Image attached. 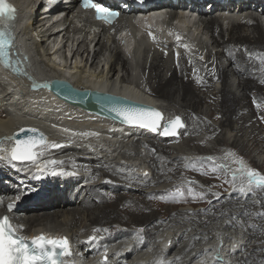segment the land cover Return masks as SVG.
Masks as SVG:
<instances>
[{
  "label": "bare ground",
  "instance_id": "obj_1",
  "mask_svg": "<svg viewBox=\"0 0 264 264\" xmlns=\"http://www.w3.org/2000/svg\"><path fill=\"white\" fill-rule=\"evenodd\" d=\"M37 4L38 1L24 8V12L32 20L26 23V34L21 36V39L28 36L34 40L27 41L25 46L31 78L18 81V87L21 88L20 108L11 107L12 94L7 92L9 87L0 77V148L4 149L0 151V157L2 158L5 152H10L13 144L10 136L13 132L25 125L35 126L48 135L49 141L36 149L38 157L34 161L9 160L14 171L19 173L16 177L31 178L30 182L33 184L51 186L47 184L50 177L55 180L60 178L53 170L64 164L60 166V172L65 175L67 181L78 184L83 179L85 184L76 192L84 193L79 205L59 208L51 213H33L21 217L23 223L28 224L23 232L30 235L43 232L48 233L50 237H53V234L60 235V238L70 240V247H75L76 250L87 247L97 249L114 240L118 234L132 229L120 227L121 222L141 230L143 241L139 246L149 241L154 249L155 254L148 253L146 260L141 264H161V256L177 264L191 263L196 254L202 258L197 257L198 260L192 262L193 264H211L216 241L222 238H225V243L230 242L231 249L223 246L227 259L221 264H228L230 255L233 256L231 264H264V245L256 243L242 246L237 235L234 240L229 238L237 228L238 218L243 216L249 227L258 226V230L253 232V237L257 236L259 242L264 239V227L260 218L264 211V199L261 206L254 209L256 204L251 194L247 196V202H241V199L239 201V189L234 188L235 185L229 195L220 197L219 192L224 190L226 183L214 181L212 176L209 183L206 180L180 183L178 181V184L173 182L174 188H156L163 180L168 181L165 171H169L172 178L175 172L179 175L192 172L200 174L204 170L199 166L204 165L209 157L191 161L178 159L183 156V151L176 157H170L171 152L178 149L150 137L155 134L157 138L160 136L163 139L176 140L184 136L185 145H194L199 149L203 143L188 135L195 134L203 127L207 129L208 135L217 139L218 144L229 145L238 155L248 158L250 164H258L255 155L251 156V153L260 150L261 146L264 148V135L260 134L259 128L254 125L258 122L264 124V22L255 16L253 10H249L248 18L241 22L232 25L235 21L231 20L228 30L225 29L228 26H222L223 20L214 16L209 17L206 25L198 29L175 20L165 21L162 24V36L167 40L181 42L192 51H195L197 32L200 34L197 57L200 55V48H203L202 43L208 52L206 51L204 60L199 62V59L191 58L185 51L176 55L174 49H164L158 45L146 46L144 54L137 55L141 48L139 44L133 43L134 36L128 34L120 38L117 35L130 24L128 18H120L116 25L99 32V27L93 28L87 17L76 11L72 14L71 9L66 16L58 17L53 23V27L57 29L64 25L65 32L62 39L53 42L52 47L47 38L60 36L61 33H51L50 28L44 29L45 26L40 24V16L50 17V12L47 7L43 10L37 9ZM255 5L257 10L264 7L260 1ZM133 29L140 28L133 23ZM204 32L210 33L209 38ZM226 35L229 36L225 37ZM81 37L83 39L80 40ZM70 41L72 46L68 45ZM208 42L212 46H209ZM91 45L94 53L91 57H84V63L83 53L86 50L90 55ZM59 48L65 49L63 56L61 51H58ZM66 50L69 52L66 53ZM105 51L109 53L103 59L101 57ZM126 51L130 53L131 58L137 55L136 62L141 65L142 70H147L145 83L142 81V85L140 80L134 81L130 64L121 57V52ZM79 52L81 55L77 54ZM79 55L81 60L76 58ZM223 56L227 57L228 67H231L233 75L237 76L234 81L230 76H225L227 66L221 61ZM73 57L76 58L75 61H72ZM102 60H105L103 64ZM88 63L89 67H86ZM0 70L4 73L2 77L9 75L13 79L17 78L1 67ZM52 78L67 79L79 88L136 95L140 101L155 105L164 112L162 125L166 119L178 114L182 116L185 127L179 130L178 137L164 138L160 132L152 134L149 129L126 126L112 119L91 114L63 102L56 94L47 92ZM216 80H222L224 85L214 92L211 89H214ZM8 84L15 86L17 81ZM27 97L35 99L38 103ZM181 109L192 115L194 120L186 122ZM211 118L218 119L219 123L213 124ZM246 123L255 128L250 136L253 145L250 151L238 148L248 145V142L240 137L242 133L247 132ZM224 129L225 132L222 133ZM231 130H236L232 140V134H229ZM132 134L137 136L134 142H142L154 155L152 167L150 160L147 163L149 173L145 169V161L140 163L144 164L141 167L139 162H133V151L123 150L122 160L115 155L118 139H127L126 136ZM61 137L68 141L75 137L87 151L82 153L78 146L66 143L53 147L58 145L55 140ZM118 146L120 147V144ZM47 147L49 149H46ZM87 153L92 155L87 156ZM125 153H128L126 158ZM54 158L60 161L56 165H50L49 160ZM110 158H118L117 164L110 163L113 162ZM158 159L165 162L161 168ZM80 162L86 164V173L81 174L72 169ZM38 163L45 165L37 166ZM189 166L195 169L187 170ZM212 167L218 168L216 164ZM219 171L217 173H220L225 181L227 176L224 177L223 172ZM208 172L207 170L206 174ZM204 183L218 187L219 192L210 190ZM149 187L152 189L147 190ZM174 189L182 191H173ZM258 190L254 188L256 194ZM183 204L189 205L178 209L179 205ZM194 242L197 244L194 245ZM161 243H168V247L162 252L159 248ZM244 248L247 252L240 256L238 250ZM119 257L114 255L111 264H125ZM129 261L131 264L135 262L133 258Z\"/></svg>",
  "mask_w": 264,
  "mask_h": 264
},
{
  "label": "rangeland",
  "instance_id": "obj_2",
  "mask_svg": "<svg viewBox=\"0 0 264 264\" xmlns=\"http://www.w3.org/2000/svg\"><path fill=\"white\" fill-rule=\"evenodd\" d=\"M221 20V19H220ZM235 23L237 22H234L232 25H234ZM230 26H228L227 28H225L226 30H228ZM262 27L264 28V26L262 25ZM218 29V28H217ZM226 34H227V31H225ZM204 34H206L209 38L210 36V33H206L204 32ZM229 35H226L225 37H227ZM210 40V39H209ZM211 42V40H210ZM208 42V45L210 46L211 43ZM68 45H71V43L69 42ZM143 43H140V46H142ZM212 46V45H211ZM86 47V46H84ZM202 47L203 48H200V55H198V57L194 56V57H191V58H197L199 59L200 61L199 62H202L204 60V56L207 55V52L208 50L206 49V47L204 46V44L202 43ZM75 49V48H74ZM90 50L91 51H94L93 49V46H90ZM207 51V52H206ZM106 52V54H105ZM104 52V55L101 57L104 59V57H107L109 51H105ZM87 53V51L85 50V54ZM122 53V52H121ZM187 53V52H186ZM203 53V54H201ZM77 54H80L77 53ZM178 54V53H176ZM188 54V53H187ZM61 55L63 56V53L61 52ZM81 55V54H80ZM77 56V60H81V56ZM189 55V54H188ZM71 56H69L70 58ZM122 57H123V53H122ZM76 58H72V61H75ZM84 58V53H83V57ZM96 59H99L97 57H94ZM203 59V60H202ZM126 60V59H125ZM219 60V58H218ZM210 61V60H209ZM213 61V60H212ZM214 61H215V57H214ZM221 61L222 63L227 66L226 67V71H225V76H230L231 79L234 81V79H237L236 75H233V71H232V68L228 67V60H227V57L226 56H223L221 57ZM83 62L86 63L85 61V58L83 59ZM105 62V60H102L101 64H103ZM136 62V60H135ZM130 64V62H128ZM136 64V68H133V66L130 64L129 66H131V71L132 73V78L134 79V81H138L140 80L141 82V85L143 84V82L145 81V78L146 75H147V70H142L141 68V65H139L137 62L135 63ZM203 65H206L207 63H201ZM89 67V63L86 65V67ZM135 69V70H134ZM123 73V71H122ZM227 73V74H226ZM121 74V73H120ZM143 81V82H142ZM145 83V82H144ZM224 85L223 81L222 80H216L215 83H214V89L212 88L211 90H214V92H216L215 90H217V88H222V86ZM216 86V87H215ZM239 90H237L238 92ZM242 93V91H240V94ZM182 113H183V116L184 118L186 119V122L190 123L194 120V118H192V115H189L187 113H185V111L183 109H181ZM223 118H225L224 115H222ZM211 122L213 124H218L219 123V120L217 119H214V118H211ZM248 123L245 124V129H247V132L245 134L242 133V135H238L241 138V140H244L245 142H248L247 144V147H245L244 145L243 146H239L238 148H246L248 151L252 150L253 149V145H252V140L250 139V136L254 133V129H253V125H247ZM255 127L260 130V134L264 135V124L261 123V122H258V123H254ZM70 130V128H69ZM252 130V131H251ZM249 131V132H248ZM225 132V129L224 131H222V133ZM229 134H232V137H231V140L233 139V136L236 134V130H231ZM250 134V135H249ZM155 135V134H154ZM150 136V137H155V139L161 141L163 144H167L169 146H175L176 148L175 149H178L176 151H172L171 154H170V157H176L178 156L181 151L184 152L183 156H180L178 159H183L185 161H191V160H194L196 158H205V157H212L214 159L212 160H207V162L202 165V166H199V168H202L204 171L201 172L200 174H195L194 172L192 173H186V174H181L179 175L178 172H175L173 173V178L170 177L171 176V173H169V171H165V175L168 177V181L167 180H163L160 184L161 185H158L156 186V188H160V189H165V188H174L173 186V182H190V181H201V180H206L208 183H209V178L212 176L214 178V181H220V182H223V183H226L224 186V190L222 192H219V188L218 187H212L210 186L209 184H203L205 186H207L210 190L214 191V192H219L221 194H219L220 197H225L227 195L230 194V191L231 189L233 188V186L235 185L234 188H236L237 190L239 189V192L237 195H239V198L238 200L240 201L241 199V202H247V196L249 194H251V197L254 201V203L256 204V206L254 207V209L258 208L261 206L262 204V201L264 199V192H262L264 189H261V188H256L254 185L251 186V188H249L248 184H247V179L246 177H243L239 174V161L242 160L244 165L248 168H252V169H256L258 170L261 174H264V148L261 146V142H260V150L256 151L255 152H252L251 153V156L255 155V158L257 160V165H252L250 164L249 162V159L248 158H245L244 156H241V155H238L236 153V151L231 148L229 145H220L218 144V142L216 141L217 139L215 137H212L211 135H208V131L206 128H203V127H200L198 129V131L195 133V134H190L188 136H192V138H195L199 143H203L201 144V148L199 149H196L194 145H191V146H187L185 145V140H184V136L180 137L179 139H176V140H168V139H163L162 137L158 136ZM249 135V136H248ZM248 136V137H247ZM128 137V138H127ZM135 136L134 134L130 135V136H126L127 139L123 138V139H118V142L116 144V147H117V150L115 151V155H118L120 158H121V155H123L122 151L123 150H126V152H129V150L133 151L134 154H133V162H135L136 164H139L142 163V162H146V167H147V163L149 162L150 160V167H152V162L154 160V155L152 154L151 151H149V149H147V147L142 143V142H139V141H135ZM227 137H229V135H227ZM75 137H73V140H67L63 137L61 138H57V140H55L56 144L58 145H61V144H73V145H76L80 148V150L83 152H86L87 148H83V144H80L78 143V140L74 139ZM120 138V137H119ZM134 140H133V139ZM165 138V137H164ZM145 138H142V140H144ZM183 139V140H182ZM138 142V143H137ZM60 143V144H59ZM116 143V142H115ZM140 143V144H139ZM118 144H120V147L118 146ZM143 144V145H142ZM193 146V147H192ZM182 147V148H181ZM189 147V148H188ZM83 148V149H82ZM46 149H49V147H47ZM182 149V150H181ZM190 149V150H189ZM120 152V154H118V152ZM203 152V153H202ZM67 154L63 155L62 156H66ZM85 155V154H84ZM87 156H91L92 154H89L87 153L86 154ZM128 155V153L126 154L125 153V157L126 158ZM113 162H110L112 164H117L116 162L118 161V158H110ZM129 159V158H128ZM117 160V161H116ZM122 160V158H121ZM137 160V161H136ZM60 160H56L55 158L54 159H51L49 160V164L50 165H56ZM91 161V160H90ZM83 162H80L79 164H77L75 167H73L72 169H74L75 171L83 174V173H86L87 169H86V164L84 163V165L82 164ZM158 163H159V168H161V166H163L162 164H164L165 162L162 160V159H158ZM213 164H216V166L218 168H213L212 165ZM38 166H43L45 164H40L38 163L37 164ZM144 165V164H140V167ZM222 165H226V167H222ZM60 166H64L63 165H58V168L54 169L53 171L55 173H57L58 175H60V178L58 180H53L52 182L54 184H56L57 182H61V181H64L65 179H63V173L60 172V169L61 167ZM84 166V167H83ZM194 166V165H193ZM195 167V166H194ZM220 168V169H219ZM145 169H149V167L145 168ZM193 168L192 166H189L187 168V170H191L193 171ZM214 169V170H213ZM139 169L137 168L136 171H138ZM159 172H160V169H158ZM197 170V169H196ZM207 170L209 171L208 174H206ZM220 170V171H219ZM62 171V169H61ZM217 171L219 172H223L224 174V177L227 176V179L224 181L222 179V175L220 173H217ZM148 173H149V170H148ZM233 173H236V178L233 179ZM147 174V173H146ZM152 175V172L150 171V176ZM194 175V176H193ZM170 178V179H169ZM62 179V180H60ZM52 182H50L49 184H52ZM159 184V182H157ZM82 184H85V181L83 179H81L80 183H79V186H78V189L83 186ZM178 184V183H176ZM254 188L258 190L257 194L256 192L254 191ZM148 189H152V187L150 188H147ZM243 189V190H241ZM173 191H182L181 189H174ZM173 192L171 191L170 194H172ZM84 193L82 194V197H83ZM219 196L216 195L217 198H220ZM189 204H183V205H179L178 209H181L183 206H188ZM198 208H200L199 206H197ZM240 218V219H239ZM238 218V225H237V228H235L236 230L233 231L232 233V236L229 237L230 239H235V235L238 236V238L240 239L241 243H242V246L243 245H254V244H261V245H264V239L262 241L259 242V239L258 237L256 236V238H254L253 236V232H255V230H258V226H253V228H251V226L249 227V225L247 223H245V219L243 218V216H240ZM260 218L262 220V225L264 227V211L260 214ZM167 221V220H166ZM165 221V222H166ZM119 224L121 225L120 227L122 228H132L133 230H137L135 226L133 225H130V224H122L121 222H119ZM233 230V229H231ZM102 231V230H101ZM100 231V232H101ZM138 231V230H137ZM139 233H141V230L138 231ZM227 239V238H226ZM225 240V238H224ZM230 242L227 241L225 243V248H228L229 249V244ZM233 245V244H232ZM222 246V247H223ZM235 246V245H233ZM243 248V247H242ZM240 253V256L241 254H246V250L245 248L242 250H238ZM230 258V262H228V264H231L232 263V255L228 256Z\"/></svg>",
  "mask_w": 264,
  "mask_h": 264
},
{
  "label": "snow or ice",
  "instance_id": "obj_3",
  "mask_svg": "<svg viewBox=\"0 0 264 264\" xmlns=\"http://www.w3.org/2000/svg\"><path fill=\"white\" fill-rule=\"evenodd\" d=\"M83 6L95 9L97 19L107 23H111L118 15L116 12L93 3V0H83ZM14 20L15 9L13 6L7 0H0V64L11 68L14 72H22L23 70L18 66L19 62H16V65L13 64L9 51L13 42L10 28ZM149 34L151 35V33ZM112 111L116 112L125 123L138 125L153 132L158 130L162 119V114L155 109L113 107ZM180 127H183V123L177 116L164 126L161 135H175L176 130ZM42 143V140L37 141L32 137L23 141L17 140L10 151V160H35L37 152L34 149ZM58 146L53 145V147ZM3 150L0 148V151ZM208 159L214 158L209 157ZM238 163L240 165L239 174L246 177L249 188L254 185L256 188L264 189V174L256 169L246 167L242 160ZM222 167H226V165H222ZM235 178L236 173H233V179ZM8 210H12V205L8 206ZM58 248L61 251H57ZM65 255H70L67 238L49 239L41 235L29 244L23 236L17 235V229L12 225L9 216L0 217V264H64L61 257ZM219 259L220 257L217 256L216 260L219 261Z\"/></svg>",
  "mask_w": 264,
  "mask_h": 264
},
{
  "label": "water",
  "instance_id": "obj_4",
  "mask_svg": "<svg viewBox=\"0 0 264 264\" xmlns=\"http://www.w3.org/2000/svg\"><path fill=\"white\" fill-rule=\"evenodd\" d=\"M49 88L57 95V97L65 103L71 104L73 106L79 107L84 111H87L94 115H99L101 117H106L114 121L120 122L126 126L137 127L138 125H129L119 117L116 112L112 111L113 107H128V108H146V109H155L162 114V119L158 130L154 133H159L160 135L163 132L164 126L167 125L171 120L175 119L177 116L180 117L183 127L185 123L182 116L176 114L173 119H166L162 125L164 119V112L151 104L145 102H137L132 99H129L125 96L118 95L112 92L101 91L98 89L91 88H79L76 87L72 82L67 79L61 78H52L50 80ZM61 89H66L60 91ZM162 127V128H161ZM183 127H180L176 130L175 135L164 136L163 137H178L179 130ZM161 128V131H160ZM35 130V131H33ZM153 132V131H152ZM15 144L17 140H26L29 137L36 139L37 141L42 140V144H38L37 147H40L48 142V135L42 131L40 128L35 126L25 125L20 127L18 130L12 134ZM36 147V148H37ZM26 161V160H19Z\"/></svg>",
  "mask_w": 264,
  "mask_h": 264
},
{
  "label": "clouds",
  "instance_id": "obj_5",
  "mask_svg": "<svg viewBox=\"0 0 264 264\" xmlns=\"http://www.w3.org/2000/svg\"><path fill=\"white\" fill-rule=\"evenodd\" d=\"M249 9H247V12L244 14V16H243V19H242V21L244 20V19H247L248 17H247V14H248V11ZM250 10H252V9H250ZM145 18V19H144ZM150 16L149 15H147V16H144L143 18H142V20L140 21L141 23H146L147 25L149 24V20H150ZM193 18H194V16L192 15V14H190L189 15V13H187L186 15H185V17H181V19L183 20V23L185 24V25H187V26H189V27H192V28H195V29H198L197 27H195V25H194V22H193ZM194 20H196V19H194ZM260 20V19H259ZM261 22H262V20H260ZM117 22H118V20H117ZM117 22L114 24V25H116L117 24ZM137 22H139V21H136L135 22V24L136 25H138L137 24ZM114 25H112V26H114ZM204 25H206V24H202V25H199V24H196V26H200L201 28H202V26H204ZM231 25V22L228 24V26H230ZM139 26V30H135V33L134 34H131V35H133L134 37H133V39H132V41H133V43H135V44H139V46H140V43H143V39H144V36H145V34H146V31L147 30H143V28H142V25L140 24V25H138ZM223 27H225V26H223ZM105 29H108V27H105L104 25H102V26H100L99 27V32H101V31H103V30H105ZM94 34V33H93ZM117 35H118V37H120V38H123L124 36H127V35H125L124 34V30H122L121 29V31L120 32H118L117 33ZM92 38H94V35H93V37ZM81 39H83V37L81 38ZM80 39V40H81ZM88 39H90V36L88 37ZM141 39V40H140ZM140 40V42H138ZM200 43V42H199ZM199 43H197L196 44V46H195V51H191V53H189V56L190 57H194V56H197V48H198V46H199ZM92 46V45H91ZM145 44L143 43V45L142 46H140V48H141V52H139L137 55H140V53H141V55L142 54H144V49H145ZM24 51H26L27 49H23ZM182 51H185L186 52V50H183V47H180V49H179V51H177V53L178 54H176V55H179V53H181ZM52 53L54 52V49L52 48V51H51ZM62 53H64L63 51H62ZM93 53H94V51H91V53H90V55H88V51H87V53L85 54V52H84V57L85 58H87V57H91L92 55H93ZM123 53V57H122V54H121V57L122 58H124V59H126L128 62H130V64L133 66V68H136V64H135V59H136V56L134 57V58H131V55H130V53L128 52V51H126V52H122ZM28 57V56H27ZM28 59V58H27ZM29 68H30V66H29ZM2 74V73H1ZM1 78H2V76H0ZM18 83V82H17ZM64 90H66V89H61L60 91H64ZM9 94H12L11 93V88H9L8 89V91H7ZM27 98H29V97H27ZM12 99H13V103H12V106L11 107H15V106H17L18 108H20L21 107V103H19V101H17L15 98H14V95L12 94ZM29 100H31V101H35L36 102V100L35 99H33V98H29ZM36 103H38V102H36ZM40 103V102H39ZM41 104V103H40ZM152 105V104H151ZM155 106V105H154ZM24 111V110H23ZM170 118V117H169Z\"/></svg>",
  "mask_w": 264,
  "mask_h": 264
}]
</instances>
